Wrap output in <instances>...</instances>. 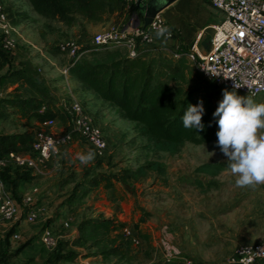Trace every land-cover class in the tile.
<instances>
[{
    "label": "rangeland",
    "instance_id": "1",
    "mask_svg": "<svg viewBox=\"0 0 264 264\" xmlns=\"http://www.w3.org/2000/svg\"><path fill=\"white\" fill-rule=\"evenodd\" d=\"M4 1L12 21L18 23L22 28L20 35L17 34L18 30L14 31L17 42L14 53L17 52L18 55L25 57L24 61L8 59L9 63L12 64L9 70L11 72L20 69L26 70L45 85L47 82L58 81L57 78L61 74L58 69L67 65L69 58L61 54L56 45L62 39L74 38L68 36V33L65 34L66 25L58 19H48L38 15L23 0H9L8 3L7 0ZM11 4L17 6L13 13L7 7ZM216 12L218 13V23L224 19V15L219 11ZM114 21V17H111L109 21L97 25L102 24L105 27ZM114 23L118 24L119 22ZM81 30L82 35L92 36L97 29L89 30L86 26ZM206 39L210 42V38ZM201 46L203 47V44ZM99 50L106 58L111 53L126 54L122 49ZM52 62L58 64L56 66L58 69L55 67L56 63L52 64ZM172 62L180 67L179 74L182 77L178 82L183 86L184 92L203 99L207 110H216L219 102L223 99L224 89L232 91L224 85L204 78L184 58ZM66 81L64 80L65 84H68ZM49 87L53 88V84H50ZM78 91L80 95H77L74 89L72 97H66L62 92L60 94L53 93L56 96H54L56 106L64 114L55 118L58 131L70 129L71 119L65 115L64 106H69L74 100L83 104L96 123H98V118L104 119L108 124L118 120L121 131L113 135V140H109L110 149L107 155L102 159L95 157L93 160L95 163L91 166L81 163L78 159L77 149L83 152H89V150L81 144L78 138L74 137L75 139L67 147L76 141H78V145L72 147L70 151L65 150V156L71 154V157L58 159L61 167L54 169L53 175L38 178L37 183L53 181L54 178L59 180L57 184L59 194H51L50 204H56L58 208L56 201L62 200L68 204L71 203L76 199L72 195L76 189H67L66 183L71 182L70 187H74L75 183V187L80 186L81 188L88 179L100 172L119 173L129 168L136 169L140 165L155 160L165 164L167 169L165 175L150 171L134 181L132 190L135 196L139 192L138 204L141 205L136 206L140 209L138 210L139 215L134 216L125 226L135 228L137 232L140 231L143 239L141 238L142 243L140 245L133 246L131 244V247L133 246L137 250V255L130 257L129 252L122 257L119 256L121 253L116 255L120 258L118 259L120 263L151 264L160 260H167L169 257L180 259L178 256H185L192 259L194 264H227L238 244L257 237L260 232L261 214L264 208V185L255 188L236 187V177L231 174L227 165V158L217 147V139L206 144L187 142L176 154L153 150L147 146V141L142 136L138 123L125 118L117 108L100 100L99 97L96 96L92 99L91 95L85 92V89H78ZM236 92L241 96L247 95ZM15 95L41 98L36 90L21 81H14L0 91V99ZM253 99L257 103L264 102V92L253 97ZM89 103L93 105V108L89 107ZM3 108L7 109H2L3 111L0 113V133L29 132L31 137L34 136L40 121L31 116H22L8 105ZM42 110H46V108H42ZM120 136H123L121 138L124 140L121 144L119 143ZM131 149L134 151L131 152ZM207 162H224L226 166L215 177L198 173L197 167ZM51 167L52 165L49 164L44 168V171L51 169ZM198 180H202L205 184L211 180H215L217 183L206 189L207 186H201ZM76 201L77 206L70 205L63 217L64 220L69 219L70 221V226L66 232L71 234V238L68 240L61 239L60 248H58L64 254L76 251L77 255L72 260L59 259L54 263L47 261L49 256L47 258H35L31 255L26 257L27 255L22 253L13 255L15 249L22 244L21 241H17L12 244V253L8 252L9 255H7L6 260L0 264H82L87 255V250H89L87 237L91 236V232L87 233L86 230L83 237V232L79 228L81 221L89 216L87 200ZM63 202L59 203L62 205ZM59 203L58 205H60ZM143 216L146 220L140 222ZM47 224L48 221L45 224L44 222L38 224L39 229L37 231H42L43 226ZM33 225H37V223ZM73 231L75 232L73 233ZM119 233L123 236V229L118 230L117 234ZM99 238L106 241L105 245L99 246L100 250L120 248L117 247L118 242H111V239L105 235H100ZM93 242L95 241L89 240V243ZM184 248L187 250L184 251ZM111 254L113 253L105 255V258L107 256L110 260Z\"/></svg>",
    "mask_w": 264,
    "mask_h": 264
},
{
    "label": "trees",
    "instance_id": "2",
    "mask_svg": "<svg viewBox=\"0 0 264 264\" xmlns=\"http://www.w3.org/2000/svg\"><path fill=\"white\" fill-rule=\"evenodd\" d=\"M28 1L39 15L48 19H58L66 26L83 25L84 21L98 24L109 21L111 17H114V22H120L124 16L125 2L123 0ZM114 22L112 24H115ZM88 48L92 47L88 46ZM99 51L101 50L92 48L75 60L69 68L71 77L80 81L83 87L93 91L97 97L108 102L110 106L117 108L125 118L138 123L141 134L147 141V146L156 151L176 154L187 142L206 144L217 139L218 118L213 117L214 110L205 108L202 118L205 128L199 133L183 127L184 112L189 105L198 104L201 98L184 92L183 86L178 82L182 77L179 74L180 67L173 64L172 59L162 55L152 58H131L125 50V55L111 53L106 58ZM11 54L4 52L0 46V67L8 61ZM10 78L11 81H21L23 84L29 85L41 95V98L15 95L0 99V113H2V109H7L3 107L8 105L22 116H31L40 122L64 115L56 106L54 95L48 86L26 70H16L11 73ZM43 106L46 107V110H42ZM64 113L68 116L67 112L64 111ZM32 141L29 132L0 133V157L7 155L10 151L28 152ZM225 166L224 162H207L198 166L196 170L198 173L215 177ZM25 168L21 172L19 168L9 165L0 170L1 178L13 185H15V178L12 179L14 175L24 182L30 181L33 178L32 170ZM11 170L14 171L13 174ZM150 171L161 175L167 173L165 164L157 160L140 165L136 169H125L119 173L100 172L88 179L81 188H77L72 195L73 198L83 199L95 188L100 186L106 189L115 188L119 182H134L138 177L144 176ZM198 183L201 186H207L206 189H208L217 182L211 180L205 184L202 180H198ZM145 220L146 218L143 216L140 222ZM125 225V222H120L116 218L95 217L82 220L79 228L83 232V237L86 230L87 233L91 232V236L87 237L88 244L89 240L102 241V238H99L100 235L110 237L111 232L120 231ZM13 231L12 229L9 234H12ZM139 235L142 237L140 231ZM143 236L147 238L144 234ZM62 240L52 250L51 255L47 258L48 262L56 263L59 259L72 260L77 255L76 251L69 254L60 251L58 248H60L59 244ZM111 242H118L117 247L120 248L104 250L103 253L106 255L110 253L126 255L132 244L131 240L124 234L122 236L121 233L117 234ZM25 245L20 247L17 253ZM1 256L2 254H0V262L6 257L5 255ZM151 264H185V262L182 259H171Z\"/></svg>",
    "mask_w": 264,
    "mask_h": 264
},
{
    "label": "built area",
    "instance_id": "3",
    "mask_svg": "<svg viewBox=\"0 0 264 264\" xmlns=\"http://www.w3.org/2000/svg\"><path fill=\"white\" fill-rule=\"evenodd\" d=\"M123 1L128 5L138 2V0ZM206 1L224 15V19L214 25V34L208 47L201 46L204 38L203 32H199L195 41L188 47L177 44L161 48L167 49L173 60L186 59L208 80L240 93L247 95L255 93L254 97L260 95L264 92V0ZM4 3V0H0V46L4 52L11 54L15 51L17 42L13 21ZM162 24L169 27L172 32L168 40L177 37L179 30L171 27L159 13L146 28L143 27V23L138 24L136 19L126 27L110 25L95 33L88 46L93 49L118 48L125 50L131 58L141 57L144 53L142 49L144 44L156 43V28L153 25L161 26ZM88 46H81L76 39L71 38L62 39L57 43V50L69 58L64 69L66 73H69V68L75 60L83 53L92 50ZM234 80L242 85L239 89H234ZM64 110L71 119L70 129L56 130L55 118L40 122L30 151H10L7 155L0 157V168L13 165L40 169L51 160L56 150L71 143L75 134L93 149L96 157H105L110 149L107 135L104 129L94 122L83 104L74 100L69 106H64ZM38 191L39 188L34 187L33 192L23 196L19 202L11 195L5 182L0 178V240L4 222L19 220L23 214L30 222L37 221L34 206L37 205L35 196ZM42 205L39 208H42ZM68 227L69 222H65L61 229ZM62 230L45 227L41 238L44 245L55 249L62 239ZM123 233L132 244L142 243L141 236L135 228L125 226ZM178 257L182 258L185 264H194L190 258ZM259 259H264V235L257 241L238 244L227 264H252Z\"/></svg>",
    "mask_w": 264,
    "mask_h": 264
},
{
    "label": "crops",
    "instance_id": "4",
    "mask_svg": "<svg viewBox=\"0 0 264 264\" xmlns=\"http://www.w3.org/2000/svg\"><path fill=\"white\" fill-rule=\"evenodd\" d=\"M8 1L9 0H7V3ZM23 1L27 2L29 7L33 9L31 3L28 0H23ZM140 1L143 5L146 3V0H140ZM140 1L133 5H128L125 3L123 18L120 20L118 24H111V25H118V26L126 27L135 21L137 14L139 15L141 19V23H143V15L138 8V3H140ZM7 7H9V10L12 13L15 12L17 8V6H14V4L7 5ZM216 11L218 10L213 8L206 0H174L172 3L168 4L160 13L171 27L179 30V34L174 39L167 40V42H162L163 41L162 38L161 39L156 38L155 44H152V45L144 44L142 46L144 53L142 54L141 57L152 58L155 56L162 55L163 57L171 59L170 52L167 49L161 48V47L167 46V45L172 47L177 44H182L184 47H188L195 41L199 32H203V38H204L203 48L204 47L207 48L209 45V42H208V39L206 38H210L211 40L214 34V25L217 23L218 13ZM13 24H14V31L18 30L17 34L20 35V31L22 29L21 26L18 23H15L14 21H13ZM86 26L89 30H91L92 28L97 29L95 31V33H97L98 31L104 28H107L110 25H107L104 27L102 24L97 25V24L88 23L84 21L83 25L76 24L73 26H66L65 34L68 33L69 34L68 36L74 37L71 39H76L77 41H79L81 46H88L91 44L95 33L92 36L88 34L82 35L80 31H82L81 29L85 28ZM155 37H156V34H155ZM8 59L11 61L13 59L24 61L25 57L18 55L17 52L16 53L12 52L11 57H9ZM9 60L6 61V63H4V65L0 67V87L2 85V87L0 88V91L3 88H6V86L9 85L10 83L14 82V81H11V78L9 75L12 73L9 70L10 65H12L11 62L9 63ZM55 63L56 62H52V64H55ZM57 65L58 64L56 63L55 67ZM65 67L66 65L62 66L61 69H58L56 67L59 70V73L61 74H59L57 78L58 81H54V82L51 81L50 83L47 82L46 86H48L50 91L52 93H58V94L62 92V94L65 95L66 97L67 96L72 97L74 95L73 93L74 89L77 95H80L78 89L80 90L85 89L86 90L85 92H88L91 95V98L94 99L96 97V94L91 90H87L85 87H83L80 81L71 77L69 73H66L64 71ZM64 80H67L68 82L66 81V83L68 84H65ZM50 84H53V88L49 87ZM100 100L104 101L101 98ZM89 107L93 108V105L89 103ZM97 120H98V123L96 122L95 123L98 125L100 124L99 126H101L104 129V131H106L108 141L113 140V135L114 134L116 135L118 131H121V128L118 126L120 123L118 122V120H115L111 122L110 124L106 123L104 119L102 120L98 118ZM63 131H66V130H63ZM34 137H35V133H34V136L32 137V140L34 139ZM121 137L123 136H120V140H119L120 144L122 143V141H124ZM75 138H78L79 141H81V144L84 145L85 148L93 152V149L82 138H80V136H77V134H75ZM67 145L56 150L51 160L42 168L40 169L30 168V170H32V175H33V178L30 181L24 182L20 178H17V176L14 175L12 179L15 178V185H13L9 183L8 181H4L0 175V178L5 182V185L7 189L10 191L11 195L19 202H21L23 196L32 193L34 187L39 188V191L36 193V196H35L37 205L34 206V209L37 212L36 222H30L26 218V215L23 214L19 220L6 221L2 224L3 234L0 240V254H2L1 257H3V255H5L6 257H4L5 259H3L1 262H4V260H6L7 258V255H9V253H12V250H11L12 244H14V242H17V241H21L22 244L17 249H15V252H13L14 253L13 255H19L22 253V254L27 255L26 257H29V255H31L35 258L36 257L37 258L38 257L47 258L50 252L54 249L47 247L42 242L41 238H42L43 230L45 227H51L55 230L56 229L62 230L61 228L63 227V224L65 222H69V226H70L69 219L64 220L63 217L65 215V212H67L68 207L70 205L77 206L76 200H80L81 202L87 200V208H88L87 210H88L89 216H87L86 218L112 217V218H116L120 222L127 223L128 221L133 219L134 216L139 215L138 210L140 209H138L136 206L141 205V204H138L139 203L138 199L140 196L138 195L139 192L136 193V196L133 193L132 187L134 186V182H128V183L119 182L117 183L115 188H109V189H106L103 186H100L98 188L91 190L90 193L83 199H75L69 204L66 202H63L62 200H59L60 203L63 202V204L61 205L58 201H56L55 203H57V206H59L58 208L56 207V204H50L49 201L52 199L51 194L52 193L59 194V187L57 186V184L59 183L58 182L59 180L57 181V179L54 178L53 181H46L42 183L41 182L37 183V181H38V178L45 177L48 175H53L54 174L53 170L54 169L56 170L61 165V163L58 162V159H63L64 157L68 159L69 157H71V154H67L65 156L66 154L65 150L66 149H68L69 151L72 150V147L78 145V141H76V143H73L69 147H67ZM133 151L134 150L131 149V152ZM76 153L87 154L88 152H83V151H80V149H77ZM94 163L95 162L92 161L88 163L87 165L91 166V165H94ZM49 164L52 165L51 169L44 171V168L48 166ZM13 167L19 168L21 172H23V170L26 169L25 167H18V166H13ZM4 168L5 167L0 168V170H3ZM11 171L13 174L14 171L13 170ZM70 183L71 182L66 183L65 187L67 189L80 188V186L75 187L76 186L75 183H74V187L73 186L70 187ZM58 203L60 205H58ZM40 205H42L43 207L39 208ZM263 213H264V208L261 214L262 218H261V224L259 227L260 232L257 235V237L253 238V240H249V241L242 242V243L257 241L263 237L264 235ZM47 221H48V224L44 225L43 226L44 228L42 229V231L38 232L37 231L39 229L38 224H41L42 222H44L45 224ZM35 223H37V225H33ZM12 229L14 231L12 232V234H9V232ZM67 229L62 230V232H64L62 239L68 240L71 238V234H67L66 232ZM117 231L111 232V236L109 237L111 240L117 236ZM74 232L75 231H73V233ZM105 244H106L105 239H102V241H99V242L88 243L89 250H87V255L85 256L84 262L82 264H122L118 260L120 258L116 256L118 254H115V255L111 254L110 260L109 258H107V256L105 258L106 254L103 253L104 250L99 249V246H103ZM23 245H25V247H23V249L19 253H17V250ZM132 245L137 246L134 244ZM133 246L129 248V250L127 251V253L129 252L128 254L130 255V257H132L133 255H137L136 254L137 250ZM186 250L184 248V251ZM31 256L30 258H33ZM119 256L122 257V254H120ZM252 264H264V259H259L253 262Z\"/></svg>",
    "mask_w": 264,
    "mask_h": 264
},
{
    "label": "clouds",
    "instance_id": "5",
    "mask_svg": "<svg viewBox=\"0 0 264 264\" xmlns=\"http://www.w3.org/2000/svg\"><path fill=\"white\" fill-rule=\"evenodd\" d=\"M156 38L167 42L172 32L169 27L153 25ZM242 85L234 80V89ZM255 93L241 96L236 91L224 89L223 99L213 113L218 118L216 145L227 158L231 174L236 177L239 188H255L264 185V102L253 99ZM205 113L203 99L198 104L189 105L182 117L185 129L198 133L205 128L202 120ZM95 153L79 154L83 164L92 162Z\"/></svg>",
    "mask_w": 264,
    "mask_h": 264
},
{
    "label": "water",
    "instance_id": "6",
    "mask_svg": "<svg viewBox=\"0 0 264 264\" xmlns=\"http://www.w3.org/2000/svg\"><path fill=\"white\" fill-rule=\"evenodd\" d=\"M173 1L174 0H146L144 5L140 1V3H138V8L143 15V27H148L152 23L155 16ZM136 20L138 24L141 23V19L138 14L136 16Z\"/></svg>",
    "mask_w": 264,
    "mask_h": 264
}]
</instances>
